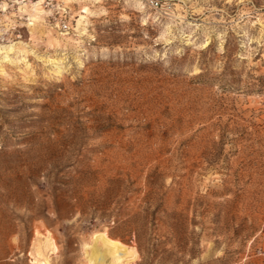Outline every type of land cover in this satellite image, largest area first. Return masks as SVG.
Wrapping results in <instances>:
<instances>
[{
	"label": "rangeland",
	"instance_id": "374dc122",
	"mask_svg": "<svg viewBox=\"0 0 264 264\" xmlns=\"http://www.w3.org/2000/svg\"><path fill=\"white\" fill-rule=\"evenodd\" d=\"M147 1L0 0V264H264V0Z\"/></svg>",
	"mask_w": 264,
	"mask_h": 264
},
{
	"label": "bare ground",
	"instance_id": "6f19581e",
	"mask_svg": "<svg viewBox=\"0 0 264 264\" xmlns=\"http://www.w3.org/2000/svg\"><path fill=\"white\" fill-rule=\"evenodd\" d=\"M15 4H17V5H20L19 7H18V11L19 12H22L23 14H27V16H28V21L30 22H33L34 20H37V17H36V13L38 14V12H39V9H38V6L39 5H37V3H30L29 5H26V4H22V3H17V2H14ZM4 6L5 5H1L0 6V12H3V11H5V9H4ZM29 12H31V19L29 18ZM34 15V16H33ZM34 23H30L29 25H33ZM12 48H5V47H0V54H4L5 55V57H7L9 54H11L12 53ZM96 240H97V238H96ZM44 242V241H43ZM97 242V244H98V250H99V253H102V254H104V256L106 255V256H108V258L106 259L107 260V262L108 261H111V260H114V259H116V258H118V257H123L124 255H123V252H120L119 251V248H117L116 246H113V245H110V246H104V245H102L103 243H101L100 241H96ZM48 243V242H47ZM46 244V243H45ZM44 244H42V246H43ZM91 254H93L94 252L93 251H91L90 252ZM97 256V255H96ZM104 258V257H103ZM99 259H101V258H99ZM98 259V260H99ZM101 261V260H100ZM107 262H105V261H103L101 264H105V263H107Z\"/></svg>",
	"mask_w": 264,
	"mask_h": 264
},
{
	"label": "built area",
	"instance_id": "2783aa9c",
	"mask_svg": "<svg viewBox=\"0 0 264 264\" xmlns=\"http://www.w3.org/2000/svg\"><path fill=\"white\" fill-rule=\"evenodd\" d=\"M147 3L149 4L150 7L152 8H155L157 6V1L155 0H148ZM27 18H25V23H24V26L26 27L27 26ZM12 33H13V36L14 37H17L19 38V33L18 31H16L15 29H12ZM3 42H8V39L5 37V35H3L2 32H0V43H3Z\"/></svg>",
	"mask_w": 264,
	"mask_h": 264
}]
</instances>
